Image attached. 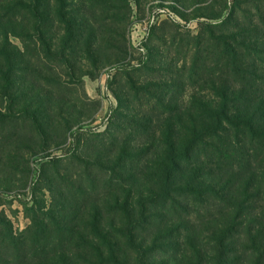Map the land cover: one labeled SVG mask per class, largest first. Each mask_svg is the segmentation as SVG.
I'll list each match as a JSON object with an SVG mask.
<instances>
[{
	"label": "rangeland",
	"instance_id": "374dc122",
	"mask_svg": "<svg viewBox=\"0 0 264 264\" xmlns=\"http://www.w3.org/2000/svg\"><path fill=\"white\" fill-rule=\"evenodd\" d=\"M234 5L241 22L259 14L264 23V0H0V220L23 232L33 205L43 219L65 220L74 248L89 247L96 226L118 264H216L218 250L233 264H264L258 175L243 227L221 248L219 197L236 174L228 187L240 201L248 179L239 171H210L200 155L201 177L177 178L175 204L158 211L153 202L164 187L154 164L170 143L181 152L199 134L183 124L185 108L194 115L200 99L216 102L211 78L181 70L196 41L202 55L211 50L214 25ZM187 185L202 196H182ZM118 230H130L135 246Z\"/></svg>",
	"mask_w": 264,
	"mask_h": 264
},
{
	"label": "trees",
	"instance_id": "16d2710c",
	"mask_svg": "<svg viewBox=\"0 0 264 264\" xmlns=\"http://www.w3.org/2000/svg\"><path fill=\"white\" fill-rule=\"evenodd\" d=\"M239 13V7L234 5L229 16L214 25L220 29L219 35L209 39L212 48L205 55L200 49L204 42L196 41L190 69L187 70L185 64L181 70L190 80L211 78L213 84L214 104H206L200 99L194 115L188 107L185 108L183 124L188 123L187 127L198 129L199 134L192 131L181 152H176L173 142L170 143L171 150L165 159L154 164L156 173L164 179L162 197H156L153 201L154 206H159L158 211L175 204L171 192L181 190L172 189L178 177L188 172L192 179L187 183L191 184L200 176L198 174L203 169L193 168L195 159L200 155L205 156L201 162L207 161L210 171H239V178L248 179L247 186L241 188L240 201L234 196L236 190L228 187L235 186L233 179L236 174L232 173V181L224 183L222 192L226 196L219 197L221 206L216 215L224 220L222 227L226 226L225 230L219 229L223 231L217 241L219 248L245 223V214L250 212V204L255 199L249 194L252 190L251 181L258 176L264 180V23L258 21L259 18L261 20L259 14L243 23L239 20ZM209 33L212 36V31ZM207 49L210 47L204 48ZM209 190L214 191V188ZM181 192L186 198L190 194L198 199L202 196L188 185ZM262 201L264 203V199ZM129 208V204L120 205L121 214L128 215ZM27 210L31 223L18 234L13 232L8 220H0V264H49L50 259H53L50 264H118L115 246L109 243L108 235L103 234L98 227H92L88 234L91 242L89 247L74 248L70 244L75 231L64 228L62 223L65 220L56 219L53 213L43 219L45 214L36 211L33 205ZM64 224L68 226L69 223ZM51 225L53 229H50ZM141 226L139 224L138 228ZM261 226L264 227L263 220ZM116 236L128 238L130 246H135L130 230H118ZM42 239L48 243L39 245ZM149 253L152 251L149 250ZM224 255L223 250H218L216 264H233L225 261Z\"/></svg>",
	"mask_w": 264,
	"mask_h": 264
}]
</instances>
